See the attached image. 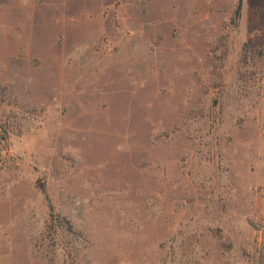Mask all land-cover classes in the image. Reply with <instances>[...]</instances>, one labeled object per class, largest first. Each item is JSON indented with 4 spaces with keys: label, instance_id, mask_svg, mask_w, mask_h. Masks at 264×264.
<instances>
[{
    "label": "rangeland",
    "instance_id": "obj_1",
    "mask_svg": "<svg viewBox=\"0 0 264 264\" xmlns=\"http://www.w3.org/2000/svg\"><path fill=\"white\" fill-rule=\"evenodd\" d=\"M237 1L0 0V264H264Z\"/></svg>",
    "mask_w": 264,
    "mask_h": 264
},
{
    "label": "crops",
    "instance_id": "obj_2",
    "mask_svg": "<svg viewBox=\"0 0 264 264\" xmlns=\"http://www.w3.org/2000/svg\"><path fill=\"white\" fill-rule=\"evenodd\" d=\"M240 34L244 40L264 35V0H242Z\"/></svg>",
    "mask_w": 264,
    "mask_h": 264
},
{
    "label": "trees",
    "instance_id": "obj_3",
    "mask_svg": "<svg viewBox=\"0 0 264 264\" xmlns=\"http://www.w3.org/2000/svg\"><path fill=\"white\" fill-rule=\"evenodd\" d=\"M241 14H242V0H238L236 2L235 10H234V12H233V14L231 16V22L234 25H238L239 24V21H240V18H241ZM254 43H255L254 39L250 38L247 42L244 43V50H247V49L251 48ZM254 47L258 48V55H259L260 58H262V56L264 54V41L261 44H258V45L256 44ZM44 190H45L44 187H42V191H44Z\"/></svg>",
    "mask_w": 264,
    "mask_h": 264
}]
</instances>
